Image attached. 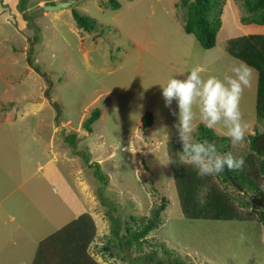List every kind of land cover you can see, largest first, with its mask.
Instances as JSON below:
<instances>
[{
    "label": "rangeland",
    "instance_id": "obj_1",
    "mask_svg": "<svg viewBox=\"0 0 264 264\" xmlns=\"http://www.w3.org/2000/svg\"><path fill=\"white\" fill-rule=\"evenodd\" d=\"M59 1L69 0H26L23 10L19 0H0V264H31L38 241L85 209L96 225L88 253L102 264H130L115 247L104 249L109 216L147 215L162 196L168 204L160 225L128 251L131 257L163 243L188 264H264L258 206L239 207L242 221L184 214L167 156L169 142L182 146L174 127L178 110L175 101L171 110L165 106L159 85L193 68L205 79L230 74L240 61L227 52L228 41L264 34V24L242 23L243 0H225L216 44L205 49L183 30L180 0H117L118 9L109 0H74L59 10L44 8ZM72 9L96 19L98 28L77 27ZM251 68V86L239 102L250 129L243 142L229 139L222 155L246 159L248 134L264 131ZM95 107L101 115L88 132L82 122ZM146 111L152 123L143 128ZM214 131L226 136L219 125ZM71 132L74 148L64 140ZM86 153L107 184L84 162ZM215 183L235 199L249 198L214 175Z\"/></svg>",
    "mask_w": 264,
    "mask_h": 264
},
{
    "label": "trees",
    "instance_id": "obj_2",
    "mask_svg": "<svg viewBox=\"0 0 264 264\" xmlns=\"http://www.w3.org/2000/svg\"><path fill=\"white\" fill-rule=\"evenodd\" d=\"M26 0H19V9L23 10ZM225 0H180L176 6L185 9L183 30L192 34L202 48L215 46L217 33L221 27V15ZM110 7L120 8L117 0H109ZM245 14L242 23L264 24V0H243ZM73 19L77 27L85 31L98 28V22L91 16L72 9ZM228 53L239 61L246 62L258 72L255 107L259 117L264 115V34H247L231 38L227 45ZM11 104V103H10ZM53 106L56 107V104ZM98 107L91 110L83 120L82 127L92 131V124L100 117ZM152 113L144 112L141 117L142 127L148 128L152 123ZM199 139H207L215 144L218 153L227 147L229 138L220 136L214 129H208L198 122ZM77 135L68 133L64 140L71 147H76ZM249 150L245 164L241 170L226 169L215 175L222 182L234 185L241 195L248 199H237L229 195L218 183L210 185L211 177H199L190 165L181 164L179 154L182 146L174 148L167 144V156L173 173L180 206L188 218L213 220H246L239 207L258 206V218L264 226V131L254 128L248 134ZM256 158H259L257 161ZM84 162L93 167L95 177L107 184V174L101 171L99 162L90 161L89 153L83 155ZM237 171V173H236ZM236 182L240 189L234 184ZM204 191L202 198L201 192ZM168 204L165 196L154 204L147 215H130V221H122L120 217L110 215V238L104 249L116 248L123 261L130 264H188L180 255L168 249L163 243L150 244L149 251L136 257L128 254L134 246L147 241V235L161 223V214ZM132 222V223H130ZM96 225L92 217L84 212L77 218L63 225L58 230L43 238L36 248L31 264H102L88 253V246L94 240ZM110 246V247H109ZM111 254H114L110 251ZM213 264V263H206Z\"/></svg>",
    "mask_w": 264,
    "mask_h": 264
},
{
    "label": "clouds",
    "instance_id": "obj_3",
    "mask_svg": "<svg viewBox=\"0 0 264 264\" xmlns=\"http://www.w3.org/2000/svg\"><path fill=\"white\" fill-rule=\"evenodd\" d=\"M229 73L223 78L212 75L205 79L199 68H193L182 79L172 76L159 84L165 106L171 110L173 101L176 102L178 111L173 112L177 116L174 127L182 145L179 161L192 166L201 178L220 174L225 169L241 170L245 164L243 156L222 155L215 144L199 139L194 123L198 113L204 127L221 126L233 144L245 140L250 124L243 119L239 102L244 90L251 86L252 68L240 61L230 67Z\"/></svg>",
    "mask_w": 264,
    "mask_h": 264
},
{
    "label": "water",
    "instance_id": "obj_4",
    "mask_svg": "<svg viewBox=\"0 0 264 264\" xmlns=\"http://www.w3.org/2000/svg\"><path fill=\"white\" fill-rule=\"evenodd\" d=\"M73 1L74 0L59 1L58 3H55V4H46V5H44V8L47 10L55 11V10H59L61 8H66V7L70 6ZM226 172H227V169H226ZM234 184L240 189V186L236 182H234Z\"/></svg>",
    "mask_w": 264,
    "mask_h": 264
},
{
    "label": "crops",
    "instance_id": "obj_5",
    "mask_svg": "<svg viewBox=\"0 0 264 264\" xmlns=\"http://www.w3.org/2000/svg\"><path fill=\"white\" fill-rule=\"evenodd\" d=\"M228 52V51H227ZM257 76H258V72H257ZM253 78H255L254 76H253ZM257 83V82H256ZM255 94H256V91H255ZM256 96V95H255ZM204 193V192H203ZM75 211V210H74ZM76 212V211H75ZM84 212H87L91 217H92V215L90 214V212H88L86 209L85 210H82V211H77L76 212V214L75 215H73L66 223H68V222H70L71 220H73V219H75V218H77L80 214H82V213H84ZM8 214V217H9V220H11V218H10V213H7ZM92 219L94 220V218L92 217ZM235 219V218H234ZM4 221H6V220H4ZM94 222H95V220H94ZM5 224H7V222H4V225ZM51 232V231H50ZM53 232V231H52ZM51 234V233H50ZM49 234H46V236H48ZM43 238H45V237H43ZM43 238H41L40 239V241L43 239ZM38 243H39V241H38ZM37 243V244H38ZM36 248H37V246H36ZM36 248H35V252H36ZM35 252H34V255H35Z\"/></svg>",
    "mask_w": 264,
    "mask_h": 264
}]
</instances>
